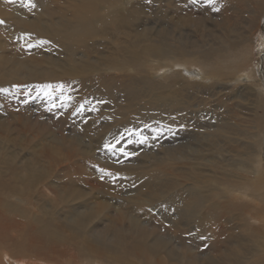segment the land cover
Here are the masks:
<instances>
[{
    "label": "bare ground",
    "instance_id": "6f19581e",
    "mask_svg": "<svg viewBox=\"0 0 264 264\" xmlns=\"http://www.w3.org/2000/svg\"><path fill=\"white\" fill-rule=\"evenodd\" d=\"M160 3L162 21L157 29L158 23L155 26L150 21L156 13L141 8L140 0H31L35 7L27 0H0V29L10 34L0 43V82L19 85L26 79L41 87L63 85L59 89L65 99L64 111L70 107L69 90L81 87L76 92L80 95L89 82L95 113L126 127L136 121L133 102L144 98L143 115L138 113V118L154 122L152 128H159L161 136L178 143L160 148L163 157L155 170L162 180L156 176L157 182L145 180L154 175L137 173L135 166L124 168L128 181L136 184L129 192L133 208L114 209V221L105 225L94 201L88 204L86 215L79 211L85 207L84 201L82 207L65 208L62 213L53 207L37 213L23 206L48 173L47 169L41 175L37 168L47 151L37 144L21 164L18 152L0 148V163L6 167V174L0 177V264H264V217L226 199L228 189L223 186L249 175V191H258L264 198V155L258 152L261 147L264 153V76L256 77L250 66L255 46L258 55L264 53V40L259 46L254 42L264 19V0ZM142 15L148 22H144V30L132 32L133 20ZM7 21L13 23L12 31L4 27ZM108 23L134 41L119 49L126 60L122 66L138 72L142 62L158 61L153 72H146L142 90L132 89L131 80L123 77L91 78L92 72L108 68L107 60L90 61L87 54L78 57L77 49L93 35L104 36L103 26ZM11 40L17 47L15 57L6 53ZM36 47H52L62 57L53 60L37 53L39 49L34 52ZM2 59L15 60V64L8 70ZM115 62L113 68L121 65ZM157 78L167 80L154 81ZM232 98L243 102L237 103L238 108L250 107L246 133L237 131L238 111L235 114L229 109L233 108ZM51 110L56 114L53 106ZM228 114L232 116L226 117ZM6 116L9 119L10 114ZM7 117L0 116V140L16 132ZM53 140L64 147L61 134ZM230 157L237 159L229 161ZM11 186H20L13 200L7 192ZM229 190L238 188L229 184ZM138 209L143 210L137 217L128 215ZM155 216L159 220H153Z\"/></svg>",
    "mask_w": 264,
    "mask_h": 264
},
{
    "label": "rangeland",
    "instance_id": "374dc122",
    "mask_svg": "<svg viewBox=\"0 0 264 264\" xmlns=\"http://www.w3.org/2000/svg\"><path fill=\"white\" fill-rule=\"evenodd\" d=\"M158 2L159 0H140L141 8H146L156 13V17L150 21L154 23L155 26L158 23L156 26L157 29H159L158 26L162 21L160 18V12L162 9L161 3L158 5ZM135 19L136 20H133L131 24V31H143L144 22L148 23L146 22L145 17L142 15L139 16L138 19ZM92 22L93 25L95 24L94 26L102 27L100 22H98L99 24L97 22L94 23V21ZM6 23H8V25L4 27H7L12 31L11 27L13 23L11 21H7ZM103 27L106 28L103 31L104 36L93 35L87 43H83L86 45L82 44L83 48L79 47V49H77L78 57H81L82 54H87L89 60L91 59L90 61L99 58L107 60V64H109L108 68L102 67L100 71L97 70L92 72L91 78L103 75L105 77L114 76L117 79L119 77L121 80V77H123L122 79L131 80L133 84L131 87L132 89L137 88L142 90L144 88L143 83L145 81L143 80L146 76V72H151L150 69H152L153 72L154 68L158 67V61H154V63L142 62L139 66L141 67V70L138 71L139 73L134 71L133 67L122 66L125 57L123 55H119V49L121 47L124 48L128 43L134 42L133 38L129 39L127 36L128 33L125 31L118 32L110 25V23ZM259 28L256 31L257 33L254 35V42H257L256 44L258 46L260 45V41L264 40V19H262ZM9 35L5 31H2L1 28L0 43H2L3 40H7L6 38H8ZM10 42L11 43L6 50V53L8 51L9 55H13V57H15V55H17V47L14 46L15 44L13 40ZM32 50L34 52L37 50V53L47 55L53 60H55L54 58L60 59L62 57V54L57 52L52 47H48L46 49L36 47ZM0 54H2V52H0ZM251 54L253 55L251 56V68L253 66L256 77H263L264 60L262 59V54L264 53L258 55V49L255 46ZM1 56H3V54ZM1 61L6 63L4 67L8 70L13 66V64H15L13 63L15 60L6 62V60L2 59ZM112 62H115L117 65L121 63V65H116L117 67L113 68ZM121 67H123V70ZM166 80L167 79L164 80L161 78H157L156 80L154 79V81L161 83H164ZM34 82L36 84H33L31 81L26 79L19 82V85L18 83L14 84L9 81L0 82V116L4 119L7 117L6 114H8V116L10 114L9 119L7 117L8 122H11L13 125L12 132L13 130H16L15 133L13 132V135H10V138L0 140V148H4L12 154L18 152L21 155V159H19L21 164H23L24 160L30 158L29 154L32 152L35 145H44L47 151V156H40L39 167L37 168H40L38 172L41 175L47 169L48 173L41 181H39V184L35 186V193L33 194L30 192L32 195V198L31 196L28 197L30 202L24 201L23 206L31 208L37 213L45 210L48 212V210L52 207L55 208L53 211L62 213V210L64 212L66 211L65 208L73 209L76 208V206L82 207L80 204L84 201L85 207L83 206V208L79 211H82L86 215L89 213V207L91 206L88 204L94 201V204H97L95 207L98 208L97 214L100 215V218L102 217L103 223L99 220H95L94 222H101L102 225H105V223H109V220L112 222L114 221V218H112L114 209H120L121 206H123V208L130 207V209L132 206L133 208V203H131L133 198L129 192L136 184L133 185L134 183L128 181L126 172L128 170L123 171L126 166H135L138 168L137 173L145 172L147 174L150 173V175H154L151 177H145V180L149 179L157 182L155 176L158 178L157 180H162V174L156 175L157 170H155L157 162H159L160 158L163 157V150L160 148L163 149L164 146H166V143L168 147L171 146V148H173L178 143L177 141L169 139L167 135L164 136V139V137L161 136L159 128H152V125L154 126L155 124L154 122H146L144 119L138 118V113L143 115V107L145 106L144 98H141V101L133 102L134 108H132V110L135 115H132V118L135 117L134 119L136 121H132V125L130 127H126L121 121H117L116 119L104 114L99 115L95 113V100L92 96V89H88L89 82L87 83L88 87H86V89L82 87L83 91L80 95H78V89L81 87H77L78 89L74 87L72 90H69L71 96L69 95L66 99L70 102V107L65 111L62 108V104L64 105L65 99L62 98L59 88L53 87L48 90L52 95V98L49 99L47 96L45 97L43 93L39 96L37 95L38 86L40 85L36 81ZM84 84H86V82ZM57 85L58 84L55 86ZM229 90L234 89L229 88ZM76 92L78 94H76ZM219 95L220 94H217L215 96ZM235 101H237V98L230 99L229 103L234 109L230 106L229 109L235 114V110L238 111L239 128L237 131L240 133H246L250 129L249 116H251V113L248 110L250 107L238 108L237 103L241 104L243 102H240L239 100L238 102ZM124 105L126 104L124 103ZM156 105L157 104H154L153 107H156ZM52 106L56 114L51 113ZM219 112H222V110ZM259 114H262V111H259ZM225 116H232V114ZM38 121H41L42 124H44L43 126L47 128V131L42 129ZM7 123L3 125H7ZM58 123L61 124L58 125ZM60 130L62 132L63 130L65 131L62 134ZM59 134H61L62 138L65 140L64 147L57 146L53 143V138L58 137ZM25 136L26 141L23 140ZM11 137H16L14 139L15 141L11 139ZM141 137H143V142H140ZM260 140L261 144L263 142L262 136ZM241 141L243 142L242 144L245 143L244 139ZM158 143L159 145H157ZM168 143L171 144L169 145ZM121 149H123V151H121ZM261 150L262 149L260 147L258 152L264 155ZM124 153H127V155ZM22 156L24 157L22 158ZM234 158L236 157H230L229 161ZM32 163L33 162H30L28 164L29 167ZM262 166L264 168V161L262 162ZM5 168L6 167H3L0 163V177H3L6 174ZM242 179H245V181ZM13 180L14 178L12 177L11 181ZM229 184L236 185L238 190L230 192ZM250 184H252V181L249 175L246 177L240 176L237 181L224 184L223 186L228 189L226 199L231 200L234 205L244 206L250 213H254L257 217L262 219L264 217V198L258 191L251 193L248 189ZM19 190L20 186L18 188L11 186V191L10 189H7V192H10L9 200H13L15 194L19 193ZM67 195H69V197H66ZM158 201L160 202V200ZM149 207L150 205L146 206L148 209ZM85 208L87 211H84ZM142 210L143 209L131 211L132 213L129 212L128 215L137 217L138 212ZM104 219L108 220L104 221ZM153 220H159V217L155 216ZM139 221L143 222V219L141 218ZM124 223L127 224L128 220H124ZM235 223L236 222H234V224Z\"/></svg>",
    "mask_w": 264,
    "mask_h": 264
},
{
    "label": "snow or ice",
    "instance_id": "6c2138e0",
    "mask_svg": "<svg viewBox=\"0 0 264 264\" xmlns=\"http://www.w3.org/2000/svg\"><path fill=\"white\" fill-rule=\"evenodd\" d=\"M213 0H209V3H212ZM27 4H30L31 7H35L34 4H31V0H27ZM0 23H3V21H0ZM53 87L56 88H63V85H57V86H53V85H44L42 87L38 86V91H37V95L39 96L41 93H43L44 95H46L49 99L52 98L51 92L48 91L49 89H52ZM140 142H143V137L140 138ZM121 151H123V149H121ZM125 155H127V153H124Z\"/></svg>",
    "mask_w": 264,
    "mask_h": 264
}]
</instances>
